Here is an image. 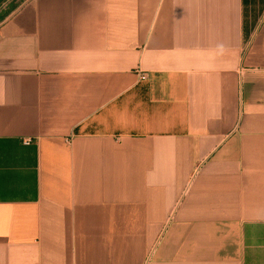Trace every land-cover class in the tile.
Returning a JSON list of instances; mask_svg holds the SVG:
<instances>
[{"label":"crops","instance_id":"0c3cea01","mask_svg":"<svg viewBox=\"0 0 264 264\" xmlns=\"http://www.w3.org/2000/svg\"><path fill=\"white\" fill-rule=\"evenodd\" d=\"M4 15L0 264H264V0Z\"/></svg>","mask_w":264,"mask_h":264},{"label":"built area","instance_id":"2783aa9c","mask_svg":"<svg viewBox=\"0 0 264 264\" xmlns=\"http://www.w3.org/2000/svg\"><path fill=\"white\" fill-rule=\"evenodd\" d=\"M141 78H142V79H146V78H147V76H146V75H144V74H142V75H141ZM29 142H30V140H28V141H27V143H29Z\"/></svg>","mask_w":264,"mask_h":264},{"label":"trees","instance_id":"16d2710c","mask_svg":"<svg viewBox=\"0 0 264 264\" xmlns=\"http://www.w3.org/2000/svg\"><path fill=\"white\" fill-rule=\"evenodd\" d=\"M5 16H6V15H4V16H2V17H0V19H3V18H5Z\"/></svg>","mask_w":264,"mask_h":264}]
</instances>
